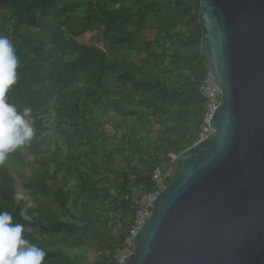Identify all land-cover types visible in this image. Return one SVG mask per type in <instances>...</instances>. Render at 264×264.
<instances>
[{"label": "trees", "instance_id": "1", "mask_svg": "<svg viewBox=\"0 0 264 264\" xmlns=\"http://www.w3.org/2000/svg\"><path fill=\"white\" fill-rule=\"evenodd\" d=\"M199 7L200 0H0V30L19 60L6 100L30 110L33 128L0 163V212L46 251L44 264H112L132 218L125 197L152 191L154 168L200 139L207 65ZM22 24L39 30L24 33ZM13 167L26 170L18 174L27 200H15Z\"/></svg>", "mask_w": 264, "mask_h": 264}, {"label": "water", "instance_id": "2", "mask_svg": "<svg viewBox=\"0 0 264 264\" xmlns=\"http://www.w3.org/2000/svg\"><path fill=\"white\" fill-rule=\"evenodd\" d=\"M198 22L221 103L124 264H264V0H200Z\"/></svg>", "mask_w": 264, "mask_h": 264}, {"label": "clouds", "instance_id": "3", "mask_svg": "<svg viewBox=\"0 0 264 264\" xmlns=\"http://www.w3.org/2000/svg\"><path fill=\"white\" fill-rule=\"evenodd\" d=\"M18 66L19 60L11 41L0 35V163L33 136L28 118L30 110L26 108L18 112L6 100L7 91L17 81ZM24 199L23 192H16L17 202ZM28 206H32L31 200ZM21 216L28 219L26 210H21ZM24 230L22 224L13 223L9 212H0V264H44L46 251L26 239Z\"/></svg>", "mask_w": 264, "mask_h": 264}, {"label": "built area", "instance_id": "4", "mask_svg": "<svg viewBox=\"0 0 264 264\" xmlns=\"http://www.w3.org/2000/svg\"><path fill=\"white\" fill-rule=\"evenodd\" d=\"M198 92L201 98L205 100V107L202 115V132L200 138L204 137L210 132L208 123L221 103L222 89L217 85L216 79L212 72L207 68V72L204 76L202 83L198 88ZM171 159L175 157L174 153L168 155ZM176 170L172 164L164 166H156L152 172V177L155 180V186L152 191L137 194L132 196H126L125 199L130 202V208L132 210V218L130 225L124 230L123 236L119 237V244L114 248L111 254L112 264H124L125 258L132 255L134 248V237L140 230L142 224H144L151 215L153 209V202L156 199L159 192H161L175 175Z\"/></svg>", "mask_w": 264, "mask_h": 264}, {"label": "rangeland", "instance_id": "5", "mask_svg": "<svg viewBox=\"0 0 264 264\" xmlns=\"http://www.w3.org/2000/svg\"><path fill=\"white\" fill-rule=\"evenodd\" d=\"M3 20L2 19H0V25H2L3 24ZM21 30H22V32H24V33H27V34H30V33H34V32H36V31H38L39 30V28H37V27H27L25 24H22L21 25ZM0 35H2V31L0 30ZM91 36H92V33H86L85 34V40L86 41H89V40H91ZM100 110V109H99ZM104 120H105V122H106V124H105V128H106V130L108 131V132H111V130H112V128H111V126H110V124H111V120L109 119V118H105L104 117ZM49 122L47 123V128L49 129V130H51V131H53L54 130V125H55V119H54V117H53V115H52V113H51V115H50V117H49V120H48ZM164 167H166L167 165H163ZM23 171H26V170H22V169H19V168H16V167H13L12 169H11V174H12V176L14 177V179H15V183H16V188H18L17 190L19 191L20 190V183H21V179H20V177H19V174L18 173H22ZM174 177V176H173ZM174 179H175V177H174ZM173 179V180H174ZM28 199V196H26L25 195V199L24 200H27ZM80 250H83V248H77V247H74V251H80ZM86 254L89 256V260L91 261V260H93V257H95V253H94V251L92 250V248H91V246L89 245V246H87V248H86Z\"/></svg>", "mask_w": 264, "mask_h": 264}]
</instances>
